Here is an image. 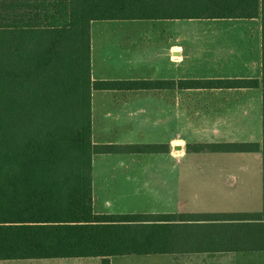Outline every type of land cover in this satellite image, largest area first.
<instances>
[{
	"label": "trees",
	"instance_id": "trees-1",
	"mask_svg": "<svg viewBox=\"0 0 264 264\" xmlns=\"http://www.w3.org/2000/svg\"><path fill=\"white\" fill-rule=\"evenodd\" d=\"M260 19L261 76L94 80L91 23ZM261 88L262 140L197 143L262 154L260 211L97 213L93 155L162 145L94 144L96 89ZM264 251V0H0V260Z\"/></svg>",
	"mask_w": 264,
	"mask_h": 264
},
{
	"label": "rangeland",
	"instance_id": "rangeland-1",
	"mask_svg": "<svg viewBox=\"0 0 264 264\" xmlns=\"http://www.w3.org/2000/svg\"><path fill=\"white\" fill-rule=\"evenodd\" d=\"M98 34L96 31L93 35L95 46L92 50V60L96 67L93 69L95 76H98L99 70L104 69L105 61L101 48L104 47L103 42L107 40ZM261 40L260 19L177 22L178 77L185 74L200 78L261 76ZM111 58L112 60L109 57L108 77L124 78L134 71L131 70L133 65L127 64L128 60H120L113 54ZM95 94V105L98 108L101 104H98V94ZM175 132L186 140L184 146L186 155L180 158V148L178 159L169 156L161 158L159 170L155 166L146 170L147 174H176L178 177H190L188 182L176 183L186 185L187 188L178 189L171 198L173 202L190 203L191 210L201 212L262 209L261 153L196 151L197 143L261 141L263 132L261 88L178 90ZM213 133L217 136H212ZM118 163L119 161L96 159L93 176L98 179L99 176L122 174ZM206 177H218L221 181L205 182ZM120 193L118 191L115 194ZM222 254L226 256L224 261L216 264H264V251L236 252L234 256L229 253ZM117 259H132L130 264H160L150 262L148 258ZM44 261L48 259H25L10 263L43 264ZM213 263L211 260L206 262Z\"/></svg>",
	"mask_w": 264,
	"mask_h": 264
},
{
	"label": "crops",
	"instance_id": "crops-1",
	"mask_svg": "<svg viewBox=\"0 0 264 264\" xmlns=\"http://www.w3.org/2000/svg\"><path fill=\"white\" fill-rule=\"evenodd\" d=\"M188 20L208 21L219 19H133V20H94L91 23V52L95 46L94 32L99 37H105L101 53L104 55V69L93 75L95 69L92 60V76L94 80H168L200 78L184 75L178 77L176 44V24ZM225 20V19H224ZM250 20V19H248ZM96 29V30H95ZM115 53V54H114ZM127 64L133 65L131 74L124 78H110L109 71L111 55ZM110 57V59H109ZM134 66H139L137 69ZM108 70V71H107ZM232 77V76H231ZM253 77V76H235ZM201 78H219L201 77ZM177 86L162 88L140 89H96L92 93V140L94 144L108 145H162L156 152H111L93 155V165L99 161H119L117 164L122 174L93 176V206L97 213H208L191 210L190 203L173 202L175 192L186 189L185 183L190 177L176 174L160 175L147 174L150 167H157L161 158L173 157L178 159V149L181 148L180 158L186 155L184 146L186 140L175 132L177 126ZM214 88L212 90H218ZM251 89V88H231ZM201 90V88L197 89ZM211 90V89H203ZM98 94V108L95 96ZM101 102V103H100ZM106 104V105H105ZM104 105V106H103ZM104 107V108H103ZM97 111V113H96ZM174 128V130H173ZM218 130V129H217ZM218 134V133H217ZM217 136L215 133L212 136ZM224 142V141H223ZM179 144V145H178ZM117 158V159H115ZM103 166V164H102ZM135 167H139L136 169ZM106 171V170H105ZM104 171V172H105ZM205 182H219L218 177H206ZM203 180V181H204ZM120 194H115L116 192ZM125 198V200H121ZM168 198V199H167ZM236 212V211H216ZM236 254V251L226 252H187V253H158L119 255L110 258L111 264H130L132 259L148 258L150 262L160 264H213L222 262L225 255ZM250 253V252H242ZM228 255V254H227ZM228 258V257H227ZM38 259V258H35ZM43 264H102V257H55ZM17 260H0L6 264H16Z\"/></svg>",
	"mask_w": 264,
	"mask_h": 264
}]
</instances>
